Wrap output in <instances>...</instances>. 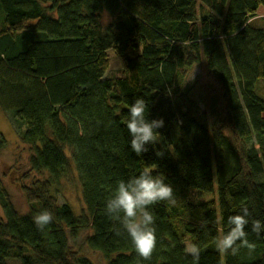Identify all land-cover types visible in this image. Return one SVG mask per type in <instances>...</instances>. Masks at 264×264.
<instances>
[{
    "label": "trees",
    "instance_id": "16d2710c",
    "mask_svg": "<svg viewBox=\"0 0 264 264\" xmlns=\"http://www.w3.org/2000/svg\"><path fill=\"white\" fill-rule=\"evenodd\" d=\"M110 50L119 76H106ZM200 65L205 94L191 81ZM263 88L264 0H0V107L29 150L15 178L27 212L0 177V264H193L190 244L199 264H264V235L251 226L264 221ZM138 97L148 119L165 120L141 157L125 126ZM145 164L166 174L176 199L152 206L158 241L148 260L104 211L118 181ZM68 176L79 182L80 212L59 201ZM244 207L254 251H218L228 217ZM45 209L53 221L39 230L33 217Z\"/></svg>",
    "mask_w": 264,
    "mask_h": 264
},
{
    "label": "clouds",
    "instance_id": "9594fccd",
    "mask_svg": "<svg viewBox=\"0 0 264 264\" xmlns=\"http://www.w3.org/2000/svg\"><path fill=\"white\" fill-rule=\"evenodd\" d=\"M149 104L144 97L135 98L130 103L127 112L125 126L131 136L130 149L137 157L150 151L161 141V132L165 126V120L148 119ZM165 148L174 153L173 146ZM156 155L163 157L164 150H157ZM166 202L175 206L174 187L168 182V177L157 166L145 164L135 175L118 181L113 193L105 204V214L119 222L126 231L135 248L138 257L148 260L151 258L157 246L156 217L152 206ZM250 212L247 207L240 213L230 215L227 219L228 230L216 240V248L222 253L230 252L238 254L240 248H248L254 251V244L248 239L247 226L250 223ZM33 221L39 230H43L53 221V213L47 209L40 211L33 217ZM252 231L258 236L264 235V221H251ZM200 246L190 244L186 252L192 256L193 264H199Z\"/></svg>",
    "mask_w": 264,
    "mask_h": 264
},
{
    "label": "rangeland",
    "instance_id": "374dc122",
    "mask_svg": "<svg viewBox=\"0 0 264 264\" xmlns=\"http://www.w3.org/2000/svg\"><path fill=\"white\" fill-rule=\"evenodd\" d=\"M109 56L111 66L106 76L121 75L122 59L115 54L114 50L109 51ZM209 78L210 77H208L204 67L201 65L196 67L191 74V81L198 82V84L202 87L201 92L199 91L200 94L210 92L211 89L206 85L207 82L210 81ZM20 129V126L14 123L12 118L0 107V133L3 134L6 139V147L0 153V177L4 185L9 190L16 207L25 213L29 210V206L21 188L15 181V178L21 180L22 177L20 176H22V173L27 172L29 168V150L27 145L23 144L18 137ZM59 191L58 195L61 203L70 202L75 210L78 212L81 211L83 208V202L80 185L76 176H68L67 179L63 180ZM0 214H2L1 207ZM88 233V231L83 232L80 236V241L83 240ZM83 250L85 254L94 258L95 261H102V256H100L97 252L95 253L86 247H83Z\"/></svg>",
    "mask_w": 264,
    "mask_h": 264
}]
</instances>
